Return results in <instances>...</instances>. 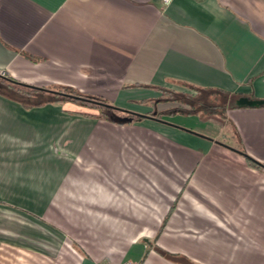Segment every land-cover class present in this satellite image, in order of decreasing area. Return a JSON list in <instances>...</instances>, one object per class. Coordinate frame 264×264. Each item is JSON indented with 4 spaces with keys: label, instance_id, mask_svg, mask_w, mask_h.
I'll return each mask as SVG.
<instances>
[{
    "label": "crops",
    "instance_id": "crops-1",
    "mask_svg": "<svg viewBox=\"0 0 264 264\" xmlns=\"http://www.w3.org/2000/svg\"><path fill=\"white\" fill-rule=\"evenodd\" d=\"M0 73L147 115L0 94V264H264V0H0Z\"/></svg>",
    "mask_w": 264,
    "mask_h": 264
},
{
    "label": "trees",
    "instance_id": "trees-1",
    "mask_svg": "<svg viewBox=\"0 0 264 264\" xmlns=\"http://www.w3.org/2000/svg\"><path fill=\"white\" fill-rule=\"evenodd\" d=\"M185 84V83H184ZM186 86V84H185ZM159 90L162 92V99L163 100H169V101H177L181 104H189L191 105V109L193 111L203 108L205 102L204 98L198 97V99L201 100V104L198 107H195L196 105L192 103L193 96L190 94H186L184 92H177L174 90L159 88ZM197 93L200 95L202 94V90L196 89ZM0 94L16 99L18 102H22L23 105L26 106H35V105H41L45 104L46 102H62L65 100V97L68 96L70 100L74 102H78L84 105H88L94 108L100 109V116L106 119H111L112 114H117L119 116H125L132 119V121L141 120L144 117H146L143 114H138L132 111H128L122 108H119L110 102H108L107 99L103 97H95L90 96L81 93L78 90H75L74 88H69L65 86H60L58 88H48V87H37L33 86L31 84L16 80L14 77L2 74L0 73ZM17 94V95H15ZM65 96V97H64ZM216 98V97H215ZM34 99L35 101L31 103L30 100ZM67 99V98H66ZM214 99V98H213ZM214 101V100H213ZM212 101H209V105L211 107L210 112L204 111V109H201L204 113L210 114L213 112V108L215 109V103ZM211 102V103H210ZM209 107V109H210ZM224 109V106H223ZM200 110V109H199ZM224 113V112H223ZM88 115V114H85ZM239 152L243 154L249 161V163L255 167H264V163H261L257 160H253V158L247 154V152L244 149H239Z\"/></svg>",
    "mask_w": 264,
    "mask_h": 264
},
{
    "label": "rangeland",
    "instance_id": "rangeland-1",
    "mask_svg": "<svg viewBox=\"0 0 264 264\" xmlns=\"http://www.w3.org/2000/svg\"><path fill=\"white\" fill-rule=\"evenodd\" d=\"M58 87H60V86H57L56 88H58ZM170 90L177 91L175 89H170ZM188 90H190V88H188ZM177 92H179V91H177ZM180 92H183V91H180ZM186 94H188V93H186ZM15 95H17V94H15ZM206 97H208V95H206ZM205 99L206 98L204 97V100ZM211 99H212V101L214 100L213 102L215 103V109L213 108V112L210 113V114H206V113H204L201 110V109H204L205 107L204 108H199L200 110L197 109L196 110L197 113H195L194 116H195V118H196L197 121L199 120L198 122H200V123H195L196 125L193 124L194 126H199L200 124H201V126H205V125L209 124V126L212 127L213 129L215 128V130L220 129V126L223 124L222 122L224 121V118H223V115H224L223 114V112H224L223 106L226 103V101L220 95V96H216V98H214V99L213 98H207L206 99V102H205V105L209 104L208 102L211 101ZM207 100H209V101H207ZM30 101L32 103V101L34 102L35 100L32 99ZM64 102H66V103H72L73 105H75L77 107H81L80 109H83V111H85L84 114H88L87 116H93V115L96 116L97 115L99 117H102V116L99 115L100 114V109H98V108L96 109L94 107H91V106H88V105H84V104H81V103H78V102L76 103V102L70 100L68 96L65 97V100H63L62 102H58L57 104H62ZM192 102H194V104L196 105L195 107H198L201 104V100L198 99L197 97ZM207 107H210V106H207ZM188 109H190V107H188L187 109L185 107L186 113H187ZM210 110H211V107H210V109H207V108L204 109V111H206V112H210ZM179 115H181V114H179ZM181 116H178L176 118V120H179L181 122L190 121V120H187L188 119V115L187 114H182ZM165 117L166 118L168 117V118H171V119L175 118L174 115H172V114H167V115H165ZM207 121H210V122L207 123ZM181 126H183V125H181ZM183 127H185V126H183ZM222 127H224V126H222ZM185 128H188V127H185ZM224 138L226 139L227 137L226 136H220V139L225 140ZM235 262L236 263H234V264H239L240 263V259H236Z\"/></svg>",
    "mask_w": 264,
    "mask_h": 264
},
{
    "label": "water",
    "instance_id": "water-1",
    "mask_svg": "<svg viewBox=\"0 0 264 264\" xmlns=\"http://www.w3.org/2000/svg\"><path fill=\"white\" fill-rule=\"evenodd\" d=\"M237 104L239 106H264V99H249L248 97H240L237 101ZM111 119L118 123H126L132 121V119L129 117L119 116L117 114H112Z\"/></svg>",
    "mask_w": 264,
    "mask_h": 264
},
{
    "label": "built area",
    "instance_id": "built-area-1",
    "mask_svg": "<svg viewBox=\"0 0 264 264\" xmlns=\"http://www.w3.org/2000/svg\"><path fill=\"white\" fill-rule=\"evenodd\" d=\"M172 1L173 0H162L164 5H170V3ZM122 264H137V263H135L134 261H131V260H127V261L123 262Z\"/></svg>",
    "mask_w": 264,
    "mask_h": 264
}]
</instances>
